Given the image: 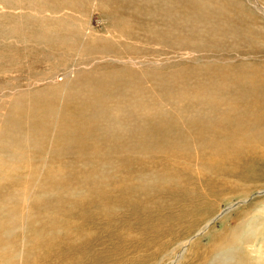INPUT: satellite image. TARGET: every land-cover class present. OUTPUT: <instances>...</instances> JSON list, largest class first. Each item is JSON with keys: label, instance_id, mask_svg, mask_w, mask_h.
Returning a JSON list of instances; mask_svg holds the SVG:
<instances>
[{"label": "rangeland", "instance_id": "rangeland-1", "mask_svg": "<svg viewBox=\"0 0 264 264\" xmlns=\"http://www.w3.org/2000/svg\"><path fill=\"white\" fill-rule=\"evenodd\" d=\"M218 1L9 0L0 264H264V0Z\"/></svg>", "mask_w": 264, "mask_h": 264}, {"label": "bare ground", "instance_id": "bare-ground-1", "mask_svg": "<svg viewBox=\"0 0 264 264\" xmlns=\"http://www.w3.org/2000/svg\"><path fill=\"white\" fill-rule=\"evenodd\" d=\"M12 1V0H11ZM16 1V0H15ZM167 2V1H166ZM13 3V2H12ZM11 3V4H12ZM180 3H181V1H180ZM17 4H18V2H17ZM218 4L219 5H222L223 4V0H220V1H218ZM19 5V4H18ZM110 5H112V4H110ZM117 6H116V8H117V10L119 11V12H123V11H125V7L124 6H122V3H119V1H118V3L116 4ZM204 5V4H203ZM203 5H201V4H199V5H197V6H192L191 4H188V6H186V7H184V8H187V9H192V10H194V9H197L198 7L199 8H202L203 7ZM224 5V4H223ZM13 6V5H12ZM16 6V5H15ZM22 6V5H21ZM7 7L8 8H10V2H9V0H0V11H1V13H0V115H1V117H0V208H1V206L3 205V206H5L6 208H7V210H6V212H8V210H10V211H15V209H16V207H18V208H20L21 207V202H22V200H23V196L21 195V194H19V193H17V194H15V205L13 206V207H10L9 206V204L11 203V200H12V198H11V194L9 193V189H10V187L8 188V190H5L6 189V187H3L2 186V181L3 180H5V178H3V175H4V177H7L8 176V174L10 173V169H9V167H8V163L10 162V161H12L15 165H18V166H21L23 163H25L26 162V151L24 150V148L22 149V145L25 143L24 142V139L26 138V136H25V138L22 140L21 139V134L23 135V134H25V135H27L26 133H24V131L22 130V129H20V130H18V129H11L10 128V124H11V127H12V123L11 122H13V119H14V117L15 116H13L12 115V117H11V114H10V112H9V110H10V107H8L7 106V102H6V98H7V95L5 96V94H4V92H6V91H8V92H10V91H13V90H15V95H14V98L15 99H17V98H19L20 97V94H19V92H18V90H16V88L14 87V86H10L9 84H8V86L6 85V83H9V59H10V61L12 60V59H16L15 58V56H17L18 54H22L23 53V49H22V46L21 47H18L16 44L17 43H19L21 40L19 39V38H17V39H15L13 42H9V40H10V37H9V32H8V30L10 29H8L7 28V20H6V17H7V13L5 14V12H6V10H7ZM20 8V7H19ZM13 9V8H12ZM15 9V8H14ZM20 9H22V8H20ZM108 9H113L114 10V5H112V6H108ZM136 9L137 10H139V7H136ZM25 10V9H24ZM20 11V10H19ZM29 11V10H28ZM178 11H182V8H178ZM202 11V10H201ZM168 13L170 12V10H168L167 11ZM120 14V13H119ZM222 15V14H221ZM22 16V15H21ZM127 16V15H126ZM134 16V15H133ZM219 16V15H218ZM223 16V15H222ZM221 16V17H222ZM231 17V16H230ZM120 21H121V19H118V20H115V21H113L112 19H111V22H112V24H110L109 23V26H111V27H113V29H115V32H117V33H120V31L123 29V27L120 25ZM126 24H130L131 23V21L129 20V19H127V21L125 22ZM4 24V25H3ZM125 24V25H126ZM15 25V24H14ZM157 25V24H156ZM19 26V25H18ZM21 26V25H20ZM155 26V25H154ZM11 27V26H10ZM160 27V26H159ZM19 27H17V29H18ZM186 28V27H185ZM231 28V27H230ZM11 29H13V27L11 28ZM153 29V28H152ZM19 30V29H18ZM118 30H120V31H118ZM180 30V29H179ZM13 30H11V32H12ZM22 31V30H21ZM136 31V30H135ZM142 32V31H141ZM168 32V31H167ZM158 34V33H157ZM114 34H112L111 36H113ZM120 35V34H119ZM150 35H152V34H150ZM141 36V35H140ZM185 36V35H184ZM8 37H9V40H8ZM127 37V36H126ZM161 37V36H160ZM163 37V36H162ZM106 38V37H105ZM116 39H117V37H115ZM119 39H121V38H119ZM118 39V40H119ZM143 39H145V37L143 38ZM159 39V38H158ZM166 39V38H165ZM126 40V39H125ZM173 40V39H172ZM183 40V39H182ZM138 41V40H137ZM23 42V41H22ZM131 42V41H130ZM136 42V41H135ZM148 42V41H147ZM163 42V41H162ZM121 44V43H120ZM159 44V43H158ZM177 44H178V42H177ZM124 45V44H123ZM160 45V44H159ZM70 46V45H69ZM72 46V45H71ZM102 46V45H101ZM108 46V45H107ZM141 46H143V43L141 44ZM174 46V45H173ZM178 46V45H177ZM188 46V45H187ZM24 47V46H23ZM147 47V46H146ZM102 48H104V47H102ZM165 49V48H164ZM168 49V48H167ZM200 49V48H199ZM169 50V49H168ZM191 50V49H190ZM70 51H71V49H70ZM104 51V50H103ZM128 51H129V49H128ZM173 51V50H172ZM182 51V50H181ZM66 52V51H65ZM72 52V51H71ZM183 52V51H182ZM17 53V54H16ZM83 53V52H82ZM155 54V53H154ZM158 54V53H157ZM83 55V54H82ZM51 57V56H50ZM60 65V64H59ZM11 71V70H10ZM170 73V72H169ZM174 77V76H173ZM181 77V76H180ZM134 84H136V83H134ZM181 84V83H180ZM97 85V84H96ZM132 86H135V85H132ZM136 86H140V85H136ZM145 86V85H144ZM144 86H143V89H144ZM221 86V85H220ZM97 87V86H96ZM129 88H130V86H129ZM129 88L127 87V89L129 90ZM138 88V87H137ZM132 89V88H131ZM105 90V89H104ZM124 90H126V88L124 89ZM135 90V89H134ZM142 90V89H141ZM140 90V91H141ZM147 89H145V91H146ZM162 90V89H161ZM140 91H137L136 90V92H140ZM144 90H142V92H143ZM135 92V93H136ZM106 92L104 91V94H102V92H101V97H106V96H103V95H107V94H105ZM127 93V92H126ZM135 93H133V95L135 94ZM52 94V93H51ZM73 94V93H72ZM124 94H125V92H124ZM139 94V93H138ZM145 94V93H144ZM152 95V94H151ZM72 96V95H71ZM9 97V104L11 103L10 101V98H11V96H8ZM70 97V96H69ZM123 97H124V95H123ZM126 97V96H125ZM124 97V98H125ZM138 97H139V95H138ZM44 98V97H43ZM135 98V97H134ZM140 98V97H139ZM67 99H68V96H67ZM79 98H77V100H78ZM131 99V98H130ZM18 100V99H17ZM45 100H46V98H45ZM80 100V99H79ZM136 100V99H135ZM20 101V100H19ZM38 101H40V99L38 100ZM139 101V100H138ZM22 102V101H21ZM36 102V101H35ZM34 102V103H35ZM45 102V101H44ZM83 102V101H82ZM125 102V101H124ZM130 102V101H129ZM129 102H128V104H129ZM135 102V101H134ZM145 102V101H144ZM33 103V104H34ZM80 103H81V101H80ZM79 103V104H80ZM127 103V102H126ZM16 104H17V102H16ZM41 104V103H40ZM43 104V103H42ZM78 104V105H79ZM93 104V103H92ZM145 104V103H144ZM70 105V104H69ZM82 105H84V104H81V106ZM105 105V104H104ZM109 105V104H108ZM137 105H139V104H137ZM136 105V106H137ZM140 105H142V104H140ZM17 106V105H16ZM19 106V105H18ZM37 106V105H36ZM40 106V105H39ZM52 106H53V101L52 100H47L43 105H42V110H41V113L40 114H51L50 112L49 113H47V111L49 110V108H52ZM127 106V105H126ZM131 106H133V104L131 105ZM138 107V106H137ZM141 107V106H140ZM143 107H144V105H143ZM147 107V106H146ZM145 107V108H146ZM21 109H22V107H20ZM33 108V107H32ZM38 108V107H37ZM88 108V107H87ZM119 108V107H118ZM142 108V107H141ZM18 109V108H17ZM25 109V108H24ZM23 109V110H24ZM39 109V108H38ZM72 109V108H71ZM74 109V108H73ZM72 109V110H73ZM107 109V108H106ZM124 109H125V107H124ZM134 109H136V107L134 108ZM171 109V108H170ZM22 110V111H23ZM32 110V112H33V110L34 109H31ZM90 110V109H89ZM88 110V111H89ZM133 110V109H132ZM138 110H140V109H138ZM143 110V109H142ZM146 110V109H145ZM149 110V109H148ZM148 110H146L147 112H149ZM151 110V109H150ZM27 111V110H26ZM37 111V110H36ZM69 111V110H68ZM75 111V110H74ZM77 111H79V110H77ZM88 114H89V112L87 111V109L85 110ZM113 111V110H112ZM134 111V110H133ZM141 111V110H140ZM12 112H14V109H13V111ZM18 111H16V113H17ZM35 112V111H34ZM38 112V111H37ZM39 112H40V109H39ZM101 112V111H100ZM139 112V111H138ZM142 112H144V111H142ZM152 112V111H151ZM15 113V112H14ZM13 113V114H14ZM65 113V112H64ZM145 113V112H144ZM22 114H24V113H22ZM34 114V113H33ZM71 114H72V112H71ZM79 114V113H78ZM82 114V113H81ZM85 114V113H84ZM109 114V113H108ZM148 114V113H147ZM17 115V121H18V116H20V112H19V114H16ZM35 115V114H34ZM92 115V114H91ZM113 115V114H112ZM40 116V115H39ZM38 116V117H39ZM68 116V115H67ZM151 116V115H150ZM21 117V116H20ZM97 117V116H96ZM129 117V116H128ZM145 117H146V115H145ZM31 119H32V117H30ZM42 118V120L45 118V117H41ZM84 118V117H83ZM141 118V117H140ZM22 119L23 120H25L23 117H22ZM47 119V118H46ZM131 119V118H130ZM34 120H36V117L34 118ZM66 120L67 121H70V120H72V119H68V118H66ZM101 120V119H100ZM26 121V120H25ZM24 121V123H26L27 124V122H25ZM111 121V120H110ZM43 122H45L44 120H43ZM13 123H15V125L14 126H16V122L14 121ZM134 123V122H133ZM207 123V122H206ZM214 123V122H213ZM217 123V122H216ZM220 123V122H219ZM37 124V123H36ZM69 124H73V123H69ZM69 124H67V125H69ZM78 124H79V122H75V125L74 126H77V127H79L78 126ZM205 124V123H204ZM207 124H209V123H207ZM212 124V123H211ZM222 124V123H221ZM35 125V124H34ZM46 125V124H45ZM49 125V124H48ZM47 125V126H48ZM80 125V124H79ZM201 125V124H200ZM217 125V124H216ZM223 125V124H222ZM227 125V124H226ZM86 126V125H85ZM102 126H104V125H102ZM205 126V125H204ZM208 126V125H207ZM211 126V125H210ZM213 126V125H212ZM214 126H215V124H214ZM16 127H18V126H16ZM195 127V126H194ZM202 127V126H201ZM201 127H199V128H201ZM12 128H15V127H12ZM23 128V127H22ZM198 128V129H199ZM210 127H208V130H211V129H209ZM11 129V130H10ZM27 129V128H26ZM47 129V127L46 126H44V131ZM191 129V128H190ZM205 129H207V127L205 128ZM219 129V128H218ZM8 130H10V131H12V130H18V135L16 134V132H14L16 135H17V137L16 136H14V138L16 139H14V144L12 143L13 141H11L12 140V136L14 135H11L10 137H11V140L9 139V135H8V133H9V131ZM28 130H31V129H29L28 128ZM129 130V129H128ZM221 130V129H220ZM225 130V129H224ZM197 131H199V130H197ZM213 132H214V130H212ZM26 132V131H25ZM217 132V131H216ZM13 133V132H12ZM31 133V132H30ZM10 134V133H9ZM231 134H232V132H231ZM31 135H32V133H31ZM24 136V135H23ZM30 136V135H29ZM28 136V137H29ZM234 136V135H233ZM233 136L230 138L231 140H232V138H233ZM141 137H142V135H141ZM241 137V136H240ZM30 138H32V137H30ZM94 138V137H93ZM93 138H92V140H93ZM144 138V137H143ZM253 138H255V137H253ZM244 139H245V137H244ZM256 139V138H255ZM142 140V139H141ZM242 140V139H241ZM246 140V139H245ZM24 143H23V142ZM26 141H27V139H26ZM236 141V140H235ZM90 142V141H89ZM244 142V141H243ZM261 142V141H260ZM23 143V144H22ZM201 143V142H200ZM29 145V144H28ZM25 151V152H24ZM9 154H11V160L8 158V155ZM10 160V161H9ZM21 215H19L18 217H17V223H20V221H21ZM7 233V232H6ZM13 236H14V234H13ZM9 237H11V236H9ZM24 239V235H22V237H21V239L20 240H23ZM234 240L236 239V238H233ZM10 241H12L13 242V240H10ZM8 242V241H7ZM10 245V244H9ZM22 245V244H21ZM7 246V245H6ZM13 247V246H12ZM36 248H37V246H35ZM218 247V246H217ZM219 248H221L220 246H219ZM9 250H11V246H10V248H9ZM35 250V249H34ZM260 250H261V248H260ZM36 251H37V249H36ZM257 252V251H256ZM54 253H55V251H54V248H51V250H50V255H51V264H53V262L55 261L54 259H56L55 258V256H54ZM261 253V252H260ZM21 256V255H20ZM238 256V255H237ZM261 256V255H260ZM244 258V257H243ZM242 258V259H243ZM259 261V260H258ZM260 262V261H259ZM31 264H38L37 262H33V263H31Z\"/></svg>", "mask_w": 264, "mask_h": 264}]
</instances>
